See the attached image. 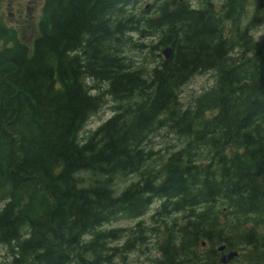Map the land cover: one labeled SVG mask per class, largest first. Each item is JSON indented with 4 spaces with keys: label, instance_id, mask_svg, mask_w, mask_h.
<instances>
[{
    "label": "trees",
    "instance_id": "obj_1",
    "mask_svg": "<svg viewBox=\"0 0 264 264\" xmlns=\"http://www.w3.org/2000/svg\"><path fill=\"white\" fill-rule=\"evenodd\" d=\"M261 21L264 0H42L30 46L0 28V264H111L148 233L153 264H219L220 246L239 253L229 264H264ZM106 96L113 115L86 131ZM161 131L179 146L155 151ZM120 176L136 180L118 189ZM119 219L136 223L113 248L123 230L104 226Z\"/></svg>",
    "mask_w": 264,
    "mask_h": 264
},
{
    "label": "rangeland",
    "instance_id": "obj_2",
    "mask_svg": "<svg viewBox=\"0 0 264 264\" xmlns=\"http://www.w3.org/2000/svg\"><path fill=\"white\" fill-rule=\"evenodd\" d=\"M14 3L15 1H21V0H0V17H3V9L9 12L12 11V9L7 6V3ZM27 1V0H23ZM35 1V8H34V15H35V22L39 21V17L41 16V7H42V0H34ZM190 2L193 6H198L203 2V0H187ZM214 5L219 9L220 5L225 0H211ZM152 1H149L151 3ZM146 4V3H145ZM30 7L33 6V3L30 1L28 4ZM144 6V4H143ZM143 8V7H142ZM251 10V7L247 9V13ZM136 11H139V9H136ZM154 12V8L150 9L148 14H152ZM138 17L142 16L141 14L137 15ZM37 17V18H36ZM9 19V20H8ZM5 21L11 22V17H6ZM36 26L33 27L32 30L26 28H19L17 30L18 33H20L23 36H26L27 39L31 40L35 35ZM264 34V21L261 23V25L253 32L254 38L256 40H259L263 37ZM133 41H137L136 37L133 35ZM31 42V41H30ZM143 44H148L150 42H156V38L152 39H145L140 41ZM127 49V56L133 58L136 63H141L145 67L150 66V60L152 58V55H147V52L139 53L137 47H135L133 44L127 45L123 48ZM144 57V58H143ZM213 81V73L212 72H205L201 74L194 75L180 90V99L183 105H187L189 101L202 92L204 89L211 86ZM87 85L89 87L93 86L95 87L96 84L92 82L91 80L86 81ZM101 88V85H99ZM99 90V88L95 87ZM93 93L97 91H92ZM112 102L109 100V98L106 96V104L103 106V108L92 118H90V121L87 122L84 129L86 131L95 129L98 125H100L104 120H106L109 116H111V110L110 107L112 106ZM180 142L177 140V138L169 133H166L165 131H161L160 134L156 135L151 139V145L153 146L154 150H166L170 146H179ZM121 179V180H120ZM136 179L135 176H129L127 178H123L120 176L116 178L114 185L118 189H122L124 186H126L128 183L132 180ZM1 206V205H0ZM158 202H154L151 205V209L148 211L147 215L142 218V226L143 227H149V226H155L154 223H151L150 216L154 212L155 208H157ZM136 221L134 220H126V219H119L114 222H111L104 226V228L111 230V229H121L123 232L121 235H119V238L116 240H113L111 243H109L110 247L113 248H120L122 247L127 239L130 237L131 232L130 229L134 228ZM151 237L150 233H148L147 239L144 241L143 244H140V242L133 245V247L130 249L131 251L124 252L122 256L114 255L111 257L112 263L111 264H153L152 259L155 256V240ZM112 253V252H109ZM5 248L0 247V261L5 259L6 257ZM108 264V263H105Z\"/></svg>",
    "mask_w": 264,
    "mask_h": 264
},
{
    "label": "flooded vegetation",
    "instance_id": "obj_3",
    "mask_svg": "<svg viewBox=\"0 0 264 264\" xmlns=\"http://www.w3.org/2000/svg\"><path fill=\"white\" fill-rule=\"evenodd\" d=\"M30 1L33 3V6L30 7L28 4L30 3ZM17 3V4H16ZM19 3V4H18ZM22 3V4H21ZM21 4V5H20ZM23 5V6H22ZM7 6H9L12 11L8 12L6 10V12L8 13V16L11 17L12 22H8L7 26H9V28L12 29H16L18 30L19 28H28L31 29L34 26H36V22H35V15H34V8H35V1L34 0H27L26 2L21 0V1H15L14 3H11L9 1V3H7ZM18 6V7H17ZM21 6V7H20ZM14 7V8H13ZM26 9H25V8ZM20 8H22L20 10ZM20 10V11H18ZM24 10V11H23ZM17 13H16V12ZM15 12V13H14ZM22 12V13H21ZM3 13H5V11L3 10ZM25 13V14H24ZM16 15V16H15ZM25 15V16H23ZM25 17V18H24ZM20 19V20H19ZM33 19V20H31ZM15 21V22H14ZM29 21H31L32 23H30ZM27 23V24H26ZM34 23V24H33ZM32 24V25H31ZM25 25V26H24ZM31 25V26H30ZM12 26V27H11ZM31 27V28H30Z\"/></svg>",
    "mask_w": 264,
    "mask_h": 264
},
{
    "label": "bare ground",
    "instance_id": "obj_4",
    "mask_svg": "<svg viewBox=\"0 0 264 264\" xmlns=\"http://www.w3.org/2000/svg\"><path fill=\"white\" fill-rule=\"evenodd\" d=\"M185 1H187V0H185ZM205 0H203V2H204ZM209 2H211V4L213 5V7H214V9H215V11H218V10H220L221 9V7L224 5V3H225V1L220 5V7H219V9L214 5V3L211 1V0H208ZM17 2V1H16ZM188 2V1H187ZM190 3V2H189ZM17 4V3H16ZM19 4V3H18ZM22 4V3H21ZM20 4V5H21ZM150 3L149 2H147L146 4H144V6H143V9H148V5H149ZM1 6V5H0ZM23 6V5H22ZM2 7V6H1ZM18 7V6H17ZM21 7V6H20ZM14 8V7H13ZM25 8V7H24ZM22 8H20V10H21ZM26 9V8H25ZM4 10V9H3ZM2 10V11H3ZM20 10H18V11H20ZM5 11V10H4ZM24 11V10H23ZM43 11V10H42ZM9 12H11V11H9ZM16 12V11H15ZM14 12V13H15ZM3 13V12H2ZM17 13V12H16ZM22 13V12H21ZM25 14V13H24ZM16 16V15H15ZM23 16H25V15H23ZM246 16V15H245ZM6 17H8V13L7 12H5V13H3V17H0V23H2L3 25L1 26V24H0V28H2L3 30H4V33L2 34V35H4L8 40H7V43H8V45L10 46V48L13 46V42H14V40L15 41H17V43H19V44H26V45H28V46H30L32 43L30 42V41H32V39L35 37V35H36V30H35V35H34V37L31 39V40H29V39H27V37L26 36H23V35H21L20 33H18V32H12L11 31V29L9 28V26H7L6 24H5V22L2 20V19H5ZM140 17H142V16H140ZM25 18V17H24ZM37 18V17H36ZM40 18V17H39ZM245 18H247V16L245 17ZM12 19V18H11ZM9 20V19H8ZM20 20V19H19ZM31 20H33V19H31ZM35 20V19H34ZM241 20H242V18H241ZM12 22V21H11ZM15 22V21H14ZM30 23H32L31 21H29ZM263 21H261V23H262ZM27 24V23H26ZM34 24V23H33ZM32 25V24H31ZM30 25V26H31ZM25 26V25H24ZM12 27V26H11ZM37 27V26H36ZM31 28V27H30ZM33 28H31L30 30H32ZM37 29V28H36ZM12 30H14V29H12ZM255 30V29H254ZM251 33V32H250ZM251 37H252V35H251ZM256 40V39H255ZM156 43V42H155ZM138 46V45H137ZM28 48V47H27ZM29 49H30V47H29ZM126 53H127V49H126ZM127 55V54H126ZM201 74V73H200ZM192 78V77H191ZM103 85H105V87H106V84H103ZM184 86V85H183ZM182 86V87H183ZM181 87V88H182ZM179 92V91H178ZM108 98H109V96H107ZM106 100V99H105ZM109 100L111 101V99L109 98ZM106 104V103H105ZM104 104V105H105ZM103 108V107H102ZM101 108V109H102ZM100 109V110H101ZM99 110V111H100ZM112 115H113V112H112ZM111 115V116H112ZM93 117V116H92ZM92 117H90V118H92ZM89 121H90V119H89ZM88 121V122H89ZM86 124H87V122H86ZM83 129V128H82ZM179 139V138H178ZM143 145H144V143H143ZM147 145V144H146ZM143 147V146H142ZM145 149V148H144ZM149 151H151V149L149 150ZM136 179H134V180H132V181H135ZM131 182V181H130ZM130 182H127L128 183V185H129V183ZM1 206H0V209H1V207L3 206L2 204H0ZM100 229V228H99ZM100 230H102V229H100ZM109 239V238H108ZM5 248V247H4ZM236 251V250H235ZM6 253V252H5ZM239 254V253H238ZM234 259V258H233Z\"/></svg>",
    "mask_w": 264,
    "mask_h": 264
},
{
    "label": "water",
    "instance_id": "obj_5",
    "mask_svg": "<svg viewBox=\"0 0 264 264\" xmlns=\"http://www.w3.org/2000/svg\"><path fill=\"white\" fill-rule=\"evenodd\" d=\"M162 54L165 58H168L169 55H170V49L169 48H165L163 51H162ZM219 250H223V247H220ZM237 255L236 252H228L224 255H222L220 257V260H219V263L221 264H227L229 261H231L235 256Z\"/></svg>",
    "mask_w": 264,
    "mask_h": 264
}]
</instances>
